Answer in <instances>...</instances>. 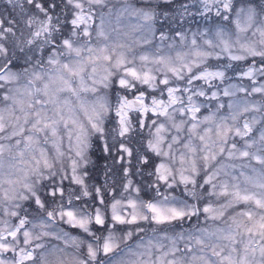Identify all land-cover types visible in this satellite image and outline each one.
I'll return each instance as SVG.
<instances>
[{"label": "snow or ice", "instance_id": "1", "mask_svg": "<svg viewBox=\"0 0 264 264\" xmlns=\"http://www.w3.org/2000/svg\"><path fill=\"white\" fill-rule=\"evenodd\" d=\"M121 12L144 21L134 25L133 31L140 28L145 39L168 41L163 30L156 35L149 9L125 4L117 15ZM198 14L208 15L209 25L173 29L174 39L167 42L173 54L145 53L134 60L128 53L131 45L81 42L78 33L80 37L89 36L93 16L81 0H70L67 23L59 36L52 35L49 39L52 47L43 48V59L23 70L28 78L27 107L33 110L26 117H33L31 128L36 131L46 128L55 134L57 121L48 119L45 107L54 105L60 119L65 125H73L77 140L86 146L87 129L79 122L70 101L61 99L60 93L72 92L92 129L103 133L97 121L110 102L103 96L94 102L87 101L79 96V91L94 92L97 87L113 85L117 89L112 105L115 115L109 123L114 120L121 135L129 130L130 116L141 130L147 128L141 147L146 148L144 167L151 169L157 181L150 186L154 194L125 183L123 187L130 191L128 197L114 194L102 211L108 193L101 196L97 188L91 205L78 196L75 204L70 200L55 213L80 233L79 236L63 233L58 237L71 241L72 247L83 252V256L73 257V264H88V259L96 258L98 249L105 254L113 251L121 240L132 239L130 226L149 219L153 235L136 240L134 247L128 248L134 257L128 264H264V170L248 171L249 166L244 163L250 156L261 158L264 126H259L255 116L249 120L242 115L264 108V25L256 27L258 40H241L238 34L252 28L257 12L256 7L243 3L238 6L234 0H201ZM110 23L111 14L101 13L96 24L98 37L105 35ZM233 26L237 33L235 40L230 31ZM136 42H142L140 36ZM163 46L158 45L157 52ZM237 46L239 52L234 51ZM210 49H218L217 54L226 55L229 63L208 62L209 66L193 74L192 65L204 64ZM152 64L160 66L158 72L153 71ZM16 68L15 61L0 64V82H17L20 73ZM225 69L236 79L228 77ZM184 72L189 76L181 95V86L175 81H183ZM71 77L76 78L78 88L73 87ZM193 81L207 82L210 87L207 90L194 87ZM215 81L222 82V87L215 86ZM133 82L142 87H135ZM4 99H10L7 92ZM206 101H211L214 107L205 106ZM11 103L22 107L24 101L13 95ZM18 134L23 135L25 142L31 139L24 134L23 126ZM230 137H240L243 142H232ZM120 149L128 151L123 143ZM102 150L110 151L106 142ZM44 164L48 166L46 158ZM123 172L128 169L123 168ZM87 180L99 183L91 172ZM71 182L81 186L82 196L88 197L85 178L73 171ZM177 184L183 186V195L175 193L173 185ZM161 187L169 190L162 192ZM54 191L62 195L64 187L57 186ZM116 191L119 193V189ZM33 197L35 204L31 200L27 203L34 211L36 205L48 203L47 197L43 204L38 194L33 193ZM7 212L5 209V216H0V264H32L34 249L44 248L39 241L50 234L47 221L54 214L48 212L47 219L27 212L19 216L13 209L9 221ZM186 218L196 222L191 227H181ZM136 231L143 229L137 226ZM21 242L24 247L16 246ZM9 250L11 260L7 256ZM49 255L58 253L55 249L41 251L42 264H47Z\"/></svg>", "mask_w": 264, "mask_h": 264}, {"label": "clouds", "instance_id": "2", "mask_svg": "<svg viewBox=\"0 0 264 264\" xmlns=\"http://www.w3.org/2000/svg\"><path fill=\"white\" fill-rule=\"evenodd\" d=\"M239 6L241 3L256 7V20L246 33L240 32L238 35L241 40H258L256 27L264 25V0H234ZM84 8L93 16L89 24L90 34L87 37L78 38L81 42L91 41L92 44H119L131 45L128 49L130 59L141 56L145 53L169 55L173 54L167 47V42L174 39L173 29H195L198 26H207L210 23L208 15L198 14L201 0H81ZM70 0H0V64L15 61L16 71L20 73V79L13 83L0 82V216H5V209L8 210L6 219L12 220L11 212L15 209L19 216L25 212L30 216H41L47 219L48 212H52L53 218L48 220V229L50 233L42 236L40 243L44 245L43 249H34V258L32 264H42L41 251L50 252L55 249L58 255L47 257V264H73L74 256H83V252L71 246V241L58 238L63 233H70L79 236L78 230L74 231L72 225L66 224L62 217L56 216L62 204H67L70 200L75 204L76 198L87 199L91 205V197L96 194V189H100L99 195L103 196L105 192L108 196L105 198V204L101 205L102 211L107 208V204L113 195H122L127 198L130 194L123 185L130 182V187L135 186L142 191L154 194L150 187L157 183L151 169L144 167L147 163V157L144 156L146 148L141 147L142 134L147 133V128L141 130L135 120L129 117L128 132L121 135L119 125L113 120L112 105L115 103L114 94L116 87L109 88L97 87L96 91H79V96L87 101L94 102L98 96H103L109 101L107 110L101 112V117L97 121L103 133L92 129L88 116L78 107L77 97L70 91L60 93L61 99H68L71 107L74 109L79 122L87 129V144L82 145L76 138V129L71 123L65 125L63 120L57 114L54 105H47V117L50 120H56L54 125L55 134L48 129L36 131L31 128L33 117L26 113L33 110L27 107L29 97L26 95V86L28 85L25 68L36 65L37 60L44 57L43 48H51L49 39L52 35L59 36L63 26L67 23L66 16L69 10ZM130 4L137 8H147L152 13L151 23L157 30H163L168 34V41H159L155 38L145 39L142 36V30L133 26L143 24L138 16L128 15L121 12L123 5ZM101 13L111 14V23L105 28L104 36H97L96 24ZM221 22L222 18H221ZM228 28V25H225ZM233 39L237 35L233 27L230 29ZM39 33V35H34ZM140 36L142 42L137 44L136 37ZM163 44L162 48L158 45ZM59 47V45H55ZM207 48V46H205ZM210 55L206 58L204 64L192 65L193 74L197 70H202L209 66L208 62H214L216 65L229 63L226 55L217 54L218 49H210ZM239 52V46L234 49ZM249 63H253L251 57L245 55ZM139 65V61H135ZM242 64L243 61H240ZM258 68L259 64L256 65ZM153 71H159L160 66L151 65ZM227 76L236 79L233 73L225 69ZM114 76L118 78L116 70L113 69ZM87 79L88 72L83 73ZM183 81H175L181 86V95H183V86L187 83L189 73L184 72ZM74 88H78V82L75 77L70 78ZM135 87H142L139 83L133 82ZM215 86L222 87V82L215 81ZM193 85L207 90L210 85L207 82L193 81ZM134 90V89H133ZM194 90V89H193ZM127 91V89H125ZM9 94L10 99H4V93ZM13 95L21 96L23 106H17L11 103ZM205 106H212L211 101H206ZM43 115V113H41ZM244 118L251 120L254 116L259 121V126H264V108L259 112H248L242 114ZM23 126L24 134L29 135L31 139L27 142L23 140V135L18 134L19 128ZM103 136V139H101ZM232 142H243L240 137H230ZM17 141H20L17 143ZM107 143L110 151H103L104 143ZM125 144L127 152H122L120 144ZM153 155H155L153 153ZM260 159L248 157L244 163L247 164L248 171L252 168L264 170V152L259 153ZM46 158L48 166L45 167ZM123 168L128 172L124 173ZM73 171L85 178L88 184V197L82 196L81 186L74 185L71 182ZM239 172V169L236 170ZM91 172L96 180L88 181V173ZM63 186V194H56L55 188ZM177 195H183L184 189L181 185H173ZM119 189V193H117ZM163 191L169 189L161 187ZM33 193L40 196L42 204L44 199L48 198L45 206L36 205L35 211L29 207L27 201L31 200L35 204ZM23 194L24 199H21ZM135 195V193H131ZM53 196L55 197L53 199ZM196 221L186 218L181 227H191ZM143 231L137 232L136 227ZM137 226H130L132 239L128 241L121 240L118 248L105 254L98 249V254L94 260L88 259V264H128L134 259L129 253L128 248L134 247L135 241L153 235L151 220L141 221ZM129 230V229H126ZM34 229V232H38ZM81 239H84L81 236ZM22 240V237H21ZM15 245V242H13ZM19 247H24L21 242ZM31 247V245H29ZM11 260L12 252L7 254ZM86 258V257H85ZM87 259V258H86Z\"/></svg>", "mask_w": 264, "mask_h": 264}]
</instances>
